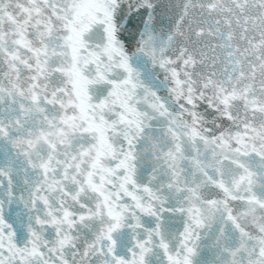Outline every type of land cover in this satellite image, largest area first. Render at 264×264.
I'll return each mask as SVG.
<instances>
[{"label":"snow or ice","instance_id":"6c2138e0","mask_svg":"<svg viewBox=\"0 0 264 264\" xmlns=\"http://www.w3.org/2000/svg\"><path fill=\"white\" fill-rule=\"evenodd\" d=\"M0 264H264V0H0Z\"/></svg>","mask_w":264,"mask_h":264}]
</instances>
